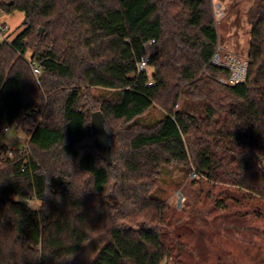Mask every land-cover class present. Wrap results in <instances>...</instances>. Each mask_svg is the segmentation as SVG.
Wrapping results in <instances>:
<instances>
[{"label": "trees", "instance_id": "1", "mask_svg": "<svg viewBox=\"0 0 264 264\" xmlns=\"http://www.w3.org/2000/svg\"><path fill=\"white\" fill-rule=\"evenodd\" d=\"M15 9L26 27L0 39V135L18 120L30 138L12 156L0 148V264H190L192 247L174 240L152 194L164 165L193 163L218 208L264 218V0L250 9L247 76L235 85L211 63L212 0H0ZM151 39L153 84L138 70ZM94 86L118 90L91 104L106 117L112 164L81 106ZM155 104L161 120L135 122Z\"/></svg>", "mask_w": 264, "mask_h": 264}, {"label": "rangeland", "instance_id": "2", "mask_svg": "<svg viewBox=\"0 0 264 264\" xmlns=\"http://www.w3.org/2000/svg\"><path fill=\"white\" fill-rule=\"evenodd\" d=\"M254 3L255 0H212L219 35L217 50L220 47L248 61L247 49L252 27L249 12ZM219 8L222 16L218 19L216 11ZM3 25L9 29L3 31L2 40L11 41L26 27L25 13L19 9L9 13L0 10V26ZM31 54L32 49H28L26 58L31 57ZM85 92L81 106L91 113L93 96L112 98L118 90L94 86ZM179 107L180 104L176 105V108ZM164 114L161 106L155 104L146 114L137 117L135 122L152 125L161 120ZM29 138V127L14 125L0 135V148L4 144L10 149L27 147ZM194 169L193 163L188 166L164 165L152 192L154 196L165 200L164 210L169 213L171 236L174 238L180 234V238L174 240L192 247L193 261L190 264H264V218L258 220L238 216L233 206L229 209L218 208L212 202L218 190L203 180L201 174L193 178L191 173ZM180 194L184 196L183 205L180 203ZM28 203L34 209L42 206V201L38 199L28 200ZM174 212L180 216L178 223L175 222L177 216H172Z\"/></svg>", "mask_w": 264, "mask_h": 264}, {"label": "built area", "instance_id": "3", "mask_svg": "<svg viewBox=\"0 0 264 264\" xmlns=\"http://www.w3.org/2000/svg\"><path fill=\"white\" fill-rule=\"evenodd\" d=\"M222 11L219 8V11H216V17L219 19L222 16ZM9 27L7 25L0 26V34L4 36V32L8 30ZM156 42L155 39H151L149 42L146 43L145 48L146 51L142 55L140 61L138 62V70L140 72H146L150 84H153L152 79V72L150 71V58L154 54V43ZM21 55V53H20ZM26 57V55H25ZM31 64V67L36 75H40L42 73V67L40 63L36 59H31V57L28 58ZM211 63H213L216 66L226 68L230 71V74L228 77L224 76H218L216 79L223 83L228 85H235L237 83L243 82L246 79L247 76V66L248 63L246 61L241 60L235 53L231 51H226L224 49H221L220 47L218 50L214 53ZM19 121L15 120L12 124L8 125L4 129V133L9 131L10 128L14 125H18ZM12 156V149H9L8 153L5 155V157ZM191 176L193 178H196L199 176V172L197 169H194V171L191 173ZM184 196L180 194V203L183 205Z\"/></svg>", "mask_w": 264, "mask_h": 264}, {"label": "water", "instance_id": "4", "mask_svg": "<svg viewBox=\"0 0 264 264\" xmlns=\"http://www.w3.org/2000/svg\"><path fill=\"white\" fill-rule=\"evenodd\" d=\"M40 32H43L42 28L40 29ZM105 121L106 117L101 109L91 113V125L99 155L101 158L112 164V146L110 142V134L106 129Z\"/></svg>", "mask_w": 264, "mask_h": 264}, {"label": "crops", "instance_id": "5", "mask_svg": "<svg viewBox=\"0 0 264 264\" xmlns=\"http://www.w3.org/2000/svg\"><path fill=\"white\" fill-rule=\"evenodd\" d=\"M2 37H3V36L0 34V39H1V40H2Z\"/></svg>", "mask_w": 264, "mask_h": 264}]
</instances>
